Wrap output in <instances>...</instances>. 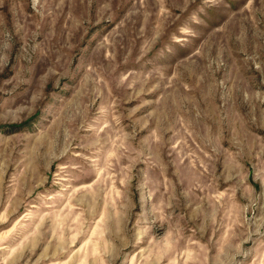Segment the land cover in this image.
<instances>
[{"label": "rangeland", "instance_id": "374dc122", "mask_svg": "<svg viewBox=\"0 0 264 264\" xmlns=\"http://www.w3.org/2000/svg\"><path fill=\"white\" fill-rule=\"evenodd\" d=\"M0 264H264V0H0Z\"/></svg>", "mask_w": 264, "mask_h": 264}]
</instances>
